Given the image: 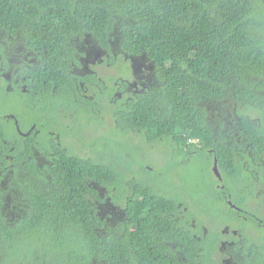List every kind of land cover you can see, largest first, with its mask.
<instances>
[{"label":"flooded vegetation","instance_id":"obj_1","mask_svg":"<svg viewBox=\"0 0 264 264\" xmlns=\"http://www.w3.org/2000/svg\"><path fill=\"white\" fill-rule=\"evenodd\" d=\"M128 13L139 15L124 11L117 27L107 20L101 28H63L51 46L38 42L44 36L36 42L22 28L0 27V264H22L30 251L64 241L60 202L70 166L93 190L86 193L88 212L103 222L96 230H131L134 213L150 207L153 196L163 201L152 209L168 229L146 232L174 262L264 264V91L251 105L237 96L234 80L218 84V97L195 91L201 136L190 128L177 133L173 123L151 140L143 124L122 121L140 95L160 96L164 85L146 51L123 47L120 19L131 22ZM152 110L164 115L167 107ZM155 149L163 164L151 168L145 160ZM64 156L78 158L63 166ZM83 160L111 164L108 173L124 178L121 202L112 201L108 177L99 181ZM39 202L47 207L33 216ZM50 212L57 230L49 229ZM31 218L44 228L27 232ZM4 226L21 234L7 244Z\"/></svg>","mask_w":264,"mask_h":264},{"label":"trees","instance_id":"obj_2","mask_svg":"<svg viewBox=\"0 0 264 264\" xmlns=\"http://www.w3.org/2000/svg\"><path fill=\"white\" fill-rule=\"evenodd\" d=\"M127 4L131 8L127 9ZM124 11L139 15L128 13L133 18L129 23L120 19L123 47L129 53L146 51L158 66L164 85L160 96L151 91L140 95L131 104L128 118L123 116V123L131 127L143 124V132L153 141L157 134L171 132L173 123L177 133L190 128L200 137L203 111L195 105V91L206 90L209 96L218 97L223 92L218 84L228 85L234 80L237 96L246 104L262 100L257 91H264V0H0V27L22 28L36 42L44 36L38 42L51 46L63 28H101L107 20L117 27ZM164 104V115L152 114L154 107ZM77 158L64 156L63 166ZM84 164L97 171L99 181L108 177V184L115 186L114 203L124 199V178L108 173L114 171L109 170L111 164L103 167L90 160ZM66 170L59 221L63 223L64 241L58 246L54 241L56 247L43 252L30 251L22 264H178L160 251L154 237L146 232L161 230L165 234L168 229L153 211L163 203L161 199L152 196L150 207L134 213L136 226L131 230L121 225L118 231L106 228L104 233L95 229L103 226L100 218L88 212L86 193L93 190L76 178L71 166ZM71 183L75 189H70ZM140 192L146 193V188ZM128 201L131 204L130 195ZM45 206L39 202L32 215H40ZM49 214V229L57 230V218ZM29 223L27 232L44 228L32 218ZM18 233L19 227L4 226L1 230L7 244ZM18 261L7 258L1 264H20Z\"/></svg>","mask_w":264,"mask_h":264},{"label":"rangeland","instance_id":"obj_3","mask_svg":"<svg viewBox=\"0 0 264 264\" xmlns=\"http://www.w3.org/2000/svg\"><path fill=\"white\" fill-rule=\"evenodd\" d=\"M145 164L150 166L151 168L158 166L160 167L163 164L162 155L159 152V149L152 150L148 153Z\"/></svg>","mask_w":264,"mask_h":264}]
</instances>
